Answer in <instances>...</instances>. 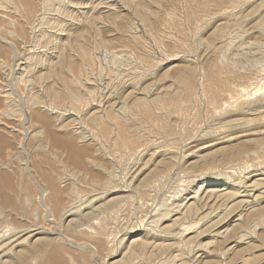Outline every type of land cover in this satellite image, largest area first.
Instances as JSON below:
<instances>
[{
  "label": "rangeland",
  "instance_id": "obj_1",
  "mask_svg": "<svg viewBox=\"0 0 264 264\" xmlns=\"http://www.w3.org/2000/svg\"><path fill=\"white\" fill-rule=\"evenodd\" d=\"M35 29L41 34H32ZM84 52L89 53L87 60ZM79 76L88 82L85 85L92 97L84 95V87L70 82ZM190 80L194 85L191 91L185 85ZM68 84L82 90L81 101L70 99ZM38 95L45 101L40 115L51 124L48 131L31 137L26 133L29 129L18 124L19 114ZM139 100L152 105L151 119L132 108ZM165 100L170 103L163 108L155 106ZM94 102L113 133L109 143L99 133L100 127L81 120ZM8 105L19 111H6ZM67 117L70 121L77 118L72 124L85 133V142L60 131L58 124ZM166 129L173 130L172 136ZM118 132L126 137L122 138L125 143L130 141V148L114 143ZM19 145H24V152L16 149ZM91 159L107 171L117 172L116 184L133 183L130 198L121 201L123 197L105 183L91 186ZM24 164L38 182L28 175ZM0 168L10 176L7 183L0 180V213H10L16 223L9 224V220L6 229L7 224L0 227V237L5 230L15 238L0 242V264H38L31 260L34 255L43 258L42 264H53L49 260L59 257L67 264H112L126 252L125 245L119 247V240L131 229L143 227L148 208L157 210L174 198L194 197L196 191L201 192L203 201L197 200L198 210L186 216L184 225L191 224L192 232L202 235L186 246H180L176 239L155 243L150 239L147 250L137 246L139 255L132 264H172L177 256L185 264H193L194 252L204 253L195 264H264V226L256 227L264 221V0H0ZM37 170L60 179L61 190L65 188V197L68 192L70 197L63 201L65 206L79 205L85 196L106 198L97 203L102 207L98 206L94 219L81 220L79 225L85 229L70 228L72 218L62 221L61 216H50L46 211H53L47 200V181ZM94 172L106 175L102 170ZM144 193L153 196L147 203ZM39 202H45L44 206ZM105 203L110 208H104ZM118 210L123 211L119 217ZM21 211L33 212L36 217L32 214L25 222ZM102 221L106 225L100 240L83 233ZM229 225L240 229L233 236L229 232L221 244L209 245L215 240L211 237ZM240 231L248 235L247 243L240 240ZM29 233L35 234L33 240L28 239ZM49 249L54 251L53 257ZM113 250L121 253L115 255Z\"/></svg>",
  "mask_w": 264,
  "mask_h": 264
},
{
  "label": "bare ground",
  "instance_id": "obj_2",
  "mask_svg": "<svg viewBox=\"0 0 264 264\" xmlns=\"http://www.w3.org/2000/svg\"><path fill=\"white\" fill-rule=\"evenodd\" d=\"M48 2V1H47ZM73 3V2H72ZM19 4V3H18ZM4 6H6V5H4ZM17 6H19V5H17ZM16 6V7H17ZM103 6V5H102ZM47 7V6H46ZM47 11V10H46ZM20 11H18V13H19ZM25 12V11H24ZM23 12V13H24ZM28 12V11H27ZM81 12V11H80ZM26 13V12H25ZM58 13V12H57ZM20 14H22V12L21 13H19V15ZM27 14V13H26ZM43 14V13H42ZM23 15V14H22ZM22 15L20 16V17H22ZM79 15V14H78ZM19 17V16H18ZM19 17V18H20ZM26 17V16H25ZM31 17V16H30ZM53 18V17H52ZM80 18V17H79ZM19 20V19H18ZM18 20H16L17 22H18ZM23 20V19H22ZM84 20V19H83ZM24 21V20H23ZM30 21V20H29ZM13 22H15V20H13ZM22 23V22H21ZM20 23V24H21ZM47 23V22H46ZM54 23V22H53ZM38 24V23H37ZM15 25H17V24H14V26ZM19 25V24H18ZM17 25V26H18ZM24 25V24H23ZM34 25V24H33ZM16 26V27H17ZM33 27H35L36 28V25L35 26H33ZM22 28V27H21ZM20 27H19V29H21ZM39 28V27H38ZM40 28H42L41 26H40ZM23 29V28H22ZM21 29V30H22ZM37 29V28H36ZM36 29H35V31H32V34H37V33H39V30H37L36 31ZM41 30V29H40ZM45 30V29H44ZM48 30V29H47ZM8 31V30H7ZM17 31V30H16ZM15 31V32H16ZM19 31V30H18ZM46 31V30H45ZM19 32H21V31H19ZM50 32V31H49ZM3 33V32H2ZM31 33V32H30ZM16 34V33H15ZM21 34V33H20ZM39 34H41V32L39 33ZM38 34V35H39ZM18 37V36H17ZM49 36H48V33L45 35V40L47 41V38H48ZM52 37V36H51ZM50 37V38H51ZM33 39V38H32ZM49 39V38H48ZM38 40V39H37ZM37 40H35L36 42H37ZM40 42H41V40H40ZM50 44V43H49ZM38 48H39V46H38ZM58 48V47H57ZM49 50V49H48ZM88 50V49H87ZM25 53V52H24ZM46 53V52H45ZM82 54H84V58H86L85 60H87L88 59V57H89V53L87 54V53H82ZM33 56V55H32ZM33 58L34 57H32V60H33ZM36 58V57H35ZM34 58V59H35ZM29 59V58H28ZM28 59H25V61L26 60H28ZM94 59V58H93ZM31 61V57H30V59H29V62ZM22 63V62H21ZM24 63V62H23ZM88 63H90V62H88ZM87 63V64H88ZM25 64V63H24ZM27 64H28V62H27ZM35 64V63H34ZM32 66H34V65H32ZM26 67H28V66H26ZM24 68V67H23ZM22 68V69H23ZM37 68V67H36ZM25 69L26 68H24L23 69V71H25ZM73 69V68H72ZM27 70V69H26ZM28 71V70H27ZM92 72V71H91ZM30 73V72H29ZM28 73V74H29ZM24 74V73H23ZM28 74H26V76L28 75ZM36 74V73H35ZM88 74V73H87ZM83 76V75H82ZM84 76H86V75H84ZM83 76V77H84ZM66 77V76H65ZM21 79V78H20ZM69 79H71V77L70 78H68L67 77V80L69 81ZM46 80V79H45ZM82 80H84L81 76H79V77H77V78H75V79H73L72 81L70 80V82H72V84L73 83H75V85L76 86H78V88L80 87V86H82V87H84L85 88V90L87 91V92H85L84 93V95L85 96H88L89 94H90V96H91V89L89 88V87H87L86 85H88V84H86V83H88L86 80V83H84ZM184 80V79H183ZM67 81V82H68ZM178 81H179V79H178ZM45 82V81H44ZM112 82V81H111ZM183 82V81H182ZM196 82V81H195ZM59 83V82H58ZM61 83V82H60ZM84 83V84H83ZM118 83V82H117ZM184 83V82H183ZM186 83V82H185ZM184 83V84H185ZM188 83V82H187ZM185 84V85H187V90H189V91H191V90H193V83H192V81L190 80L189 81V83L188 84ZM63 84H64V82H63ZM70 84V83H69ZM68 84V85H69ZM86 84V85H85ZM91 84V83H90ZM74 85V84H73ZM74 85V86H75ZM35 86V85H34ZM55 86V85H54ZM63 86H65V84L63 85ZM66 86H67V84H66ZM95 86V85H94ZM50 87H52V86H50ZM49 87V88H50ZM82 87H80V88H82ZM121 87V86H120ZM48 88V87H47ZM57 88V87H56ZM55 88V89H56ZM65 89H66V87H64ZM91 88H92V86H91ZM185 88V89H186ZM27 89H29V88H27ZM58 89H60L59 87H58ZM93 90H95L94 89V87L92 88ZM54 90V89H53ZM67 90H68V96L70 97V99H72V100H80L81 99V97L79 96V93L82 91L81 89H79L80 90V92H79V90L77 89V88H74V87H71L70 85L68 86V88H67ZM67 90H65V91H67ZM84 90V91H85ZM109 90V89H108ZM31 91V90H30ZM48 91V94L50 93V91L49 90H47ZM51 91H52V89H51ZM96 91H97V88H96ZM103 91V90H102ZM57 92H60V90L58 91L57 90ZM55 93V92H54ZM53 93V94H54ZM94 94H95V92H93ZM188 93V92H187ZM7 94V93H6ZM58 94H60V93H58ZM81 94V93H80ZM88 94V95H87ZM189 94H191V93H189ZM56 95V94H55ZM65 95V94H64ZM53 96V95H52ZM57 96V95H56ZM94 96V95H93ZM54 97V96H53ZM80 97V98H79ZM92 97V96H91ZM113 97V96H112ZM146 97V96H145ZM149 97V96H148ZM147 97V98H148ZM41 98H42V96L40 97L39 95L38 96H35L34 98H32L31 100H30V102H29V104H28V109L26 110H21L20 111V120L18 121V124H20L21 125V127L22 128H24L25 130L28 128L29 130L26 132L29 136H31V137H35V136H39V135H41L42 133H44L49 127H50V124H51V121L49 122V120H47L46 118H44V117H42V115H40V112H39V110L42 108V106H41V104L42 103H44L42 100H43V98H42V100H41ZM63 98V97H62ZM82 98L83 99H85V97L82 95ZM110 98V97H109ZM28 99V98H27ZM140 99V98H139ZM161 99H163V98H161ZM61 101H62V99H60ZM142 100H144V99H142ZM169 100V99H168ZM168 100H165V101H158V102H156L155 103V106H157V107H159V108H163L165 105H167L168 104ZM171 100H173V99H171ZM170 100V101H171ZM6 101V100H5ZM53 101H55V100H53ZM81 101V100H80ZM102 101V100H101ZM146 101V100H145ZM145 101H140L139 100V102H140V104L138 105V104H136L137 103V101L135 102V104H136V106L137 107H135L134 105L132 106V108L134 107V108H137L138 109V111H139V113L143 116V117H145V118H147V120L151 117V115L149 114V110L150 109H152L151 108V104H149L148 102H145ZM167 101V102H166ZM175 101V100H174ZM58 102V101H57ZM57 102H55V104H57ZM66 102V101H65ZM106 102V101H105ZM104 102V103H105ZM177 102V101H176ZM59 103V102H58ZM95 103V102H94ZM111 103V102H110ZM167 103V104H166ZM170 103V102H169ZM174 103V102H173ZM178 103V102H177ZM53 104V103H52ZM106 104V103H105ZM115 104V103H114ZM113 104V105H114ZM172 104V103H171ZM10 105V104H9ZM8 105V107L6 106V111H8V112H11V113H16L17 112V110H16V108H15V110L13 109V107H11V106H9ZM12 105V104H11ZM15 105V104H14ZM46 105V104H45ZM58 105V104H57ZM96 105V103L95 104H91L90 105V107L89 108H87L88 109V111L83 115V119L81 118V116H80V118H81V120H83V121H85L84 119H86V121L88 122V124L89 125H94V126H97V127H100V129L98 128V130H99V133H101V135L103 136V139H105V140H107L106 141V143L108 142L109 143V141L108 140H110V139H112L113 137H112V135H113V133H111V131H109L108 130V128L105 126V122H103V120H102V117H101V115L99 114V110H98V112H97V110H96V108H98L97 106H95ZM102 105V104H101ZM100 105V106H101ZM112 105V104H111ZM110 105V106H111ZM48 106V105H47ZM52 106V105H51ZM86 107L88 106L87 104L85 105ZM112 107H114V106H112ZM50 108V107H49ZM101 108H102V106H101ZM114 108H116V106L114 107ZM114 108H111L110 109V113L112 112L113 113V111H115L114 110ZM131 108V109H132ZM57 109V108H56ZM55 109V110H56ZM106 109V108H105ZM105 109H104V111H105ZM137 109H135V110H137ZM169 109V108H168ZM43 110V109H42ZM46 110V109H45ZM48 110V109H47ZM46 110V111H47ZM52 110V109H51ZM58 110V109H57ZM62 110V109H61ZM64 110V109H63ZM129 110V109H128ZM135 110H133L134 111V114L136 113V111ZM161 109H159V111H160ZM19 111V110H18ZM50 111V110H49ZM118 111V110H117ZM151 111H153V110H151ZM163 111V110H162ZM56 112V111H55ZM58 112H60V111H58ZM74 112V111H73ZM78 112V111H77ZM102 112V111H101ZM129 112V111H128ZM130 112H132V111H130ZM166 112V111H165ZM11 113H10V115H11ZM62 113V112H61ZM69 113V112H68ZM81 113V112H80ZM83 113V112H82ZM138 113V112H137ZM154 113V112H153ZM12 114V115H13ZM18 114V113H17ZM52 114V113H51ZM120 114V113H119ZM130 114V113H129ZM132 114V113H131ZM162 114V113H161ZM65 116H67V114H64ZM72 115V114H71ZM117 115H118V113H117ZM116 115V116H117ZM137 115V114H136ZM17 116V115H16ZM29 116V117H28ZM115 116V117H116ZM119 117H122V116H120V115H118ZM135 116V115H134ZM150 116V117H149ZM154 116V115H153ZM62 117V116H61ZM64 117V116H63ZM70 117V116H69ZM69 117H67V118H63V119H61V122L58 124V128L60 129V131H65L66 133H69V134H74V136H71V139H73V140H75V138L76 139H78L80 142L82 141V142H85L84 140H85V133L82 131V129L80 130V128L78 127H76L75 125L76 124H72L73 123V121L74 122H76L75 120L77 119H75V118H73V119H75V120H68L69 119ZM73 117V116H72ZM77 117V116H76ZM87 117V118H86ZM149 117V118H148ZM115 119V118H114ZM117 120L118 119H120V118H116ZM125 119V118H124ZM151 119V118H150ZM2 120V119H1ZM124 121V120H123ZM78 122V121H77ZM37 123H39V124H41V126L40 127H38L37 125ZM117 123H118V121H117ZM120 123V125H123V124H121V122H119ZM119 125V126H120ZM125 126V125H124ZM121 128V127H120ZM124 128V127H123ZM122 130V129H121ZM16 131V130H15ZM48 131V130H47ZM129 132V131H128ZM166 132L167 133H169L168 135L169 136H172L171 134H172V132H173V130L172 129H166ZM19 133V132H18ZM49 133V132H48ZM48 133H45V135L47 134L48 135ZM110 133L112 134V135H110ZM121 133H122V131H121ZM121 133L119 134V132L116 134V136H117V138L115 139L116 141H114V143L116 144V145H120L121 143H123L124 145H126V146H128V148H130V145H131V143H130V141H129V144H127V143H125L124 141H123V139H125L126 137H124L123 138V136L121 137L120 135H121ZM130 133V132H129ZM166 133V134H167ZM53 134V133H52ZM23 135V134H22ZM43 136V135H42ZM41 136V137H42ZM49 136V135H48ZM52 137H53V135H52ZM89 137V136H88ZM37 138V137H36ZM54 138H55V136H54ZM60 138H62V137H60ZM59 138V139H60ZM123 138V139H122ZM53 139V138H52ZM57 139H58V135H57ZM64 140H65V138H63ZM67 139V138H66ZM70 138L68 137V139L67 140H69ZM90 139H92V138H90ZM97 139V138H96ZM175 139V138H174ZM61 140V139H60ZM56 141V140H55ZM70 141V140H69ZM72 141V140H71ZM111 141V140H110ZM52 142V141H51ZM64 142V141H63ZM54 143V142H53ZM58 143H59V141H58ZM66 143V142H65ZM55 144H57V143H55ZM60 145V144H59ZM70 145V144H69ZM24 146V145H23ZM23 146H21V145H19L18 146V148H16V149H21V152H24L23 150H24V148H23ZM132 148V147H131ZM15 149V150H16ZM47 149V148H46ZM98 149V148H97ZM100 149V148H99ZM26 151V150H25ZM97 151V150H96ZM99 151V150H98ZM49 152H51V151H49ZM96 153H98V152H96ZM99 153H101V152H99ZM16 154V153H15ZM18 154V153H17ZM16 154V155H17ZM17 156H20V155H17ZM18 160H20L19 159V157L17 158ZM62 159V158H61ZM92 161V159L90 160V162ZM183 161V160H182ZM35 162V161H34ZM41 162V161H40ZM15 164V163H14ZM36 164V163H35ZM34 163H33V166L35 165ZM113 164V163H112ZM4 165V164H3ZM25 166L23 167V168H25L26 170H27V172L29 173L28 175H31L36 181H37V179L35 178V176H33L31 173H30V167L27 165V164H24ZM91 165H92V168H93V170H92V180L90 181V184H91V186H94V187H96V184H97V186H98V184L99 183H105L107 186H112L113 187V189H114V192L113 193H118L119 194V196H121V197H123V200H121V201H124L125 199L127 200L128 198H130V193H132L133 192V183H126V186H121V185H119V184H116L117 182H118V179H119V176L118 175H116L117 174V172H116V174H115V172H113L112 173V170L111 171H107V170H109V169H107V168H102V167H105V166H100V165H98V163H96V160H93L92 162H91ZM115 165V164H114ZM82 166V165H81ZM116 167V166H115ZM22 168V169H23ZM35 168V167H34ZM91 168V167H90ZM109 168V167H108ZM1 169V168H0ZM102 170V171H104V173L106 172V175H103L102 174V172L100 173V172H98V174L96 173V172H94L95 170ZM40 170V169H39ZM39 170H37L36 172H38ZM42 170V172H43V169H41ZM14 171V170H13ZM17 171V170H16ZM4 172V173H3ZM41 172V171H40ZM42 172H41V174L38 172V175H40L39 177H41V175H42V179H45L46 181H47V186H48V190L49 191H47L46 193V195L48 196V198H47V200H49V202H50V205L52 206V210L53 211H51V212H49V210L47 209L46 211L50 214V216L51 217H53L52 215H58V216H61L60 218H63V219H60V220H66V219H68V218H72L71 219V221L70 222H68V224H69V227L70 228H72V229H75L76 230V228H79L80 227V225H79V223L81 222V220H84V219H88V218H92V215L97 211V209H100L98 206H100V207H102L101 205H97V203L99 202H101L102 201V199H104V198H102L101 200H100V197L99 196H97V197H93V198H90V197H88L87 199H85L87 196H85V197H83L84 198V200H82L81 201V203L79 204V205H73L72 203H70V204H72L71 206H69V205H67V206H65L64 204H63V201H66L67 200V198H70V197H68V194H69V192H68V194H67V197H65L66 196V192H64L63 190H65V188L63 189V190H61V188H60V182H59V180L58 179H55V178H53L54 177V175H53V177L51 176V175H46L47 174V172H45L46 174H44V176H43V174H42ZM52 173V172H51ZM170 173V172H169ZM21 174V173H20ZM116 176H115V175ZM36 175V174H35ZM63 176V175H62ZM8 177H10L9 176V174H8V176L5 174V171H1L0 170V180H2L3 181V183H4V181H5V183H7V179H8ZM118 179H117V178ZM177 177V176H176ZM135 178V177H134ZM159 178H161V177H159ZM9 179H11V178H9ZM90 179V178H89ZM38 180H40V179H38ZM125 180V179H124ZM2 181H0V183H2ZM10 181V180H9ZM8 181V182H9ZM62 181V180H61ZM136 181V180H135ZM150 181V180H149ZM148 180H147V182H149ZM11 182V181H10ZM38 182V181H37ZM45 182V181H44ZM63 182V181H62ZM138 182V181H137ZM146 181H144V183H145ZM139 183H143L142 181L141 182H139ZM45 184H46V182H45ZM62 186V185H61ZM74 186V185H73ZM105 186V185H104ZM140 186V185H139ZM154 186V185H153ZM158 186V185H157ZM89 187V186H88ZM159 187H161V185L159 186ZM77 188V187H76ZM78 189V188H77ZM207 190V189H206ZM27 191V190H26ZM67 191V190H66ZM75 191V190H74ZM154 191V190H153ZM208 191V190H207ZM72 193V192H71ZM75 193V192H74ZM109 194H110V192H108ZM146 193V192H145ZM144 193V194H145ZM209 193V192H208ZM109 194H106V195H109ZM206 194V193H205ZM28 195V194H27ZM31 195V194H30ZM72 195L73 194H70V196L72 197ZM77 195V194H76ZM95 195H96V193H95ZM102 195V194H101ZM105 195V196H106ZM187 195V194H186ZM24 196V195H23ZM32 196V195H31ZM75 195H73V197H74ZM83 196V195H82ZM145 197L143 198L146 202L145 203H147V199H151V197H153V196H151V194H145L144 195ZM77 198H78V195L76 196ZM76 197H75V201H76ZM80 197V196H79ZM150 197V198H149ZM183 197V196H182ZM203 197H204V195H203ZM206 197V196H205ZM29 199H32L31 197H28ZM65 198H66V200H65ZM109 198V197H108ZM172 198H174V197H172ZM179 198V197H178ZM27 198L25 197V200H26ZM119 199V198H118ZM155 199V198H154ZM71 200V199H70ZM70 200H69V202H70ZM73 200V199H72ZM71 200V202H73ZM78 200V199H77ZM80 200V199H79ZM104 200H106V198L104 199ZM103 200V201H104ZM164 200H166V199H164ZM199 200H202L203 201V199H202V197H201V192H197L196 191V193H195V195H194V197L192 196L191 198H184V199H182V200H180V201H178V199L176 200V198H174L172 201L173 202H169L168 201V203H166V204H163V205H160V207L159 208H157V210H155V208H145V209H147V211H146V213H147V215L149 216L148 217V219L146 220V222L144 223V225H143V227H140V228H133V229H131L130 230V232H129V234L128 235H126L125 237H123V238H121L120 240H119V247H122L123 245H125L124 247L126 248V252L124 253V255L122 254V256H121V258L120 259H118L117 261H115V262H113L112 264H132V263H134V260H135V258L137 257V254L139 255V251L137 250L138 248H137V246H140V249H142L143 251H144V249H146V247H147V245L149 244V240L150 239H153L154 240V242L153 243H155V242H157V241H163V242H170V239H176L177 240V243H179L180 244V246H183V245H185L186 246V243L187 242H193V240L195 239V238H197V237H200L201 235H202V233H200V232H195V233H193L192 232V230H193V226L190 224V226H192V227H186L184 224H185V222H184V220H185V218H186V216H188L189 214H192V213H195L198 209H197V203H198V201ZM24 201V200H23ZM35 201V200H34ZM109 201H110V199H109ZM152 201V200H151ZM178 201V202H177ZM22 202V201H21ZM33 201H30L29 202V200L27 201V203H28V205H32L31 203H32ZM105 202V201H104ZM25 203V202H24ZM35 203V202H34ZM36 203H38V201L36 202ZM41 205H43V204H45V202H39ZM98 203V204H99ZM108 203H110V202H108ZM121 203V202H120ZM200 203V202H199ZM106 204V203H105ZM114 205L116 204V203H113ZM152 204V203H151ZM169 204V205H168ZM208 204V203H207ZM206 204V205H207ZM27 205V206H28ZM125 205V204H124ZM124 205H121V206H124ZM147 205V204H146ZM23 206H26V203H25V205L23 204ZM22 206V207H23ZM44 206V205H43ZM65 206V207H64ZM105 206V207H104ZM103 207L104 208H106V206H108L107 204L106 205H104ZM215 206V205H214ZM67 207V208H66ZM109 207V206H108ZM115 207V206H114ZM113 207V205H112V208H114ZM118 207V206H117ZM120 207V206H119ZM144 207H145V205H144ZM198 207H200V206H198ZM213 207V206H212ZM27 208V207H26ZM29 208V207H28ZM33 208V207H32ZM40 208V207H39ZM103 208V209H104ZM110 208V207H109ZM108 208V209H109ZM116 208V207H115ZM20 209H22V208H20ZM129 209V208H128ZM139 209V208H138ZM19 210V209H18ZM34 210L35 209H33V212H34ZM37 210V209H36ZM120 210V209H119ZM118 210V211H119ZM215 210V209H214ZM4 211V210H3ZM131 211V210H130ZM22 213H20L23 217H22V220L23 221H28V220H30L31 219V215L33 214V217L35 216V214L33 213V212H30V213H27L28 212V210H27V212L26 211H21ZM39 212V211H38ZM42 212V211H41ZM53 212H54V214H53ZM113 212V211H112ZM120 212H121V214H122V210L121 211H119V212H117V216L119 217L120 215ZM153 212H155V213H153ZM15 213V212H14ZM17 214H18V212H16ZM19 214V215H20ZM116 214V213H115ZM114 214V215H115ZM14 215H16V214H14ZM133 215V214H132ZM117 216H115V217H117ZM124 216H126V215H124ZM138 216V215H137ZM249 216V215H248ZM14 217V216H13ZM13 217L11 216V214L10 213H8V214H6V213H4V212H2V213H0V218H2V222L0 223V227H1V225H3L2 223H4V224H7L6 225V227H4L5 229L8 227V221L9 222H11V223H9V224H12L13 223V225H15L14 224V222L13 221H11V219H13ZM36 217V216H35ZM247 217V216H246ZM57 218H59V217H57ZM202 218V217H201ZM15 219V218H14ZM20 219V218H19ZM35 219V218H34ZM92 219H94V218H92ZM111 219V218H110ZM116 220H118V219H116ZM201 220V222H202V219H200ZM199 220V221H200ZM246 220V219H245ZM248 220V219H247ZM18 221H20V220H18ZM52 221V220H51ZM106 221V220H105ZM104 221V224H101V223H103V221L102 222H97V223H95L94 225H92V226H89V227H87V229L86 230H84L85 232H83V233H85V234H87L88 236H89V238H93V239H96V240H100V237L103 235V231H104V226L103 225H106V222ZM113 221H115V220H113ZM124 221V220H123ZM240 221V220H239ZM244 221V220H243ZM249 221V220H248ZM252 221V220H251ZM255 221V220H254ZM235 222V221H234ZM264 222V221H263ZM263 222H258L257 224H256V227L258 228V227H260V229H262L261 227L262 226H264V223ZM125 223V222H124ZM196 223H198V222H196ZM200 223V222H199ZM245 223V222H244ZM243 223V224H244ZM263 223V224H262ZM62 224V223H61ZM64 224V223H63ZM92 224V223H91ZM126 224V223H125ZM187 224V223H186ZM193 224V223H192ZM232 224V223H231ZM236 224V223H235ZM227 225V224H226ZM18 227H19V225H17ZM231 225H229V226H227V228L224 230V232H221V233H219V231H218V233L216 234V236H213V237H211V239H215L214 241H209V245H211V246H215V245H219V244H221V242L222 241H225V240H227V238H228V236H229V234L231 233L232 234V236L234 235V234H236L237 232V230L238 229H240V228H237V227H230ZM239 226V225H238ZM244 226V225H243ZM16 227V226H15ZM21 227H23V224L21 225ZM62 227H63V225H62ZM68 227V226H67ZM69 227H68V230H69ZM82 227V226H81ZM80 227V228H81ZM134 227V226H133ZM196 228H197V226H195ZM205 227V226H204ZM3 228V229H4ZM9 228H11L12 229V227H9ZM255 228V227H254ZM256 228V229H257ZM81 229H85V228H81ZM195 229V228H194ZM199 229V228H198ZM208 229V228H207ZM210 229H211V227H210ZM255 229V230H256ZM215 230V229H214ZM219 230V229H218ZM251 230V229H250ZM81 231V230H80ZM79 231V232H80ZM194 231V230H193ZM199 231V230H198ZM201 231V230H200ZM208 231H209V229H208ZM213 231V230H212ZM217 231V230H216ZM13 232V231H12ZM30 232V231H29ZM76 232V231H75ZM78 232V234H80ZM105 232V231H104ZM230 232V233H229ZM236 232V233H235ZM241 232V231H240ZM240 232H238V233H240ZM10 233V232H9ZM9 233H6L5 232V230H4V232L2 231V236L0 237V242H2L3 243V241H5V240H11L12 239V237L10 236V234ZM207 233V232H206ZM243 232H241V234H242ZM246 233V232H245ZM6 234H9V235H7L6 236ZM30 234V233H29ZM41 234V233H40ZM75 234V233H74ZM82 234V233H81ZM80 234V235H81ZM210 234V233H209ZM207 235V234H206ZM211 235V234H210ZM213 235V234H212ZM238 235V234H237ZM243 235V234H242ZM241 235V238H240V240L242 241V242H245V243H247V241L249 240V237H248V235H247V237L246 236H242ZM246 235V234H245ZM255 235H257L256 233H255ZM16 236V235H15ZM75 236V235H74ZM84 236V235H83ZM130 238H129V237ZM231 236V235H230ZM259 236V235H258ZM5 237H8V238H5ZM20 237V236H19ZM18 236H17V238H19ZM70 237V236H69ZM27 238V237H26ZM31 239V240H33L34 238H35V234H34V236H32V234H30V236L28 237V239ZM15 239V238H14ZM14 239H12V241L14 240ZM25 239V238H24ZM23 239V240H24ZM104 239V238H103ZM210 239V238H209ZM20 240V239H19ZM18 239L16 240L17 242L19 241ZM36 240V239H35ZM38 240H40L39 238L37 239V241ZM82 240V239H81ZM86 240H87V237H86ZM89 240V239H88ZM108 240V239H107ZM113 240V239H112ZM175 240V241H176ZM22 241V240H21ZM200 241V240H199ZM9 242V241H8ZM24 242V241H23ZM22 242V243H23ZM27 241H25V243H26ZM33 242V241H32ZM41 242V241H40ZM92 242H94V241H92ZM98 242V241H97ZM96 242V243H97ZM114 242V241H113ZM240 242V241H239ZM10 243H12L13 244V242H10ZM19 243V242H18ZM25 243H23V244H25ZM29 243V245H30V241L28 242ZM34 243H36V241L34 242ZM39 243V242H38ZM101 243V242H100ZM103 243V242H102ZM151 243V242H150ZM245 243H243V246H246V245H248V244H245ZM21 244V243H20ZM32 244V243H31ZM81 244V243H80ZM98 244V243H97ZM105 244V243H104ZM104 244H103V247H104ZM158 244V243H157ZM174 244V243H173ZM176 244V243H175ZM178 244V245H179ZM192 244V243H191ZM208 244V243H207ZM236 244V243H235ZM5 245V244H4ZM6 245H8V244H6ZM5 245V246H6ZM14 245V244H13ZM16 245V244H15ZM14 245V247H16ZM28 245V246H29ZM33 245V244H32ZM35 245V244H34ZM33 245V246H34ZM38 244L36 243V245L35 246H37ZM165 245V244H164ZM177 245V244H176ZM190 245V244H189ZM195 245H197V244H195ZM236 245H238V244H236ZM250 245V244H249ZM252 245H253V243H252ZM9 246V245H8ZM7 246V247H8ZM19 246V245H18ZM100 246V245H99ZM113 246V245H112ZM166 246H168V245H166ZM184 246V249H187L188 247H185ZM188 246V245H187ZM198 246V245H197ZM205 246V245H204ZM233 246V245H232ZM251 246V245H250ZM254 246V245H253ZM14 247H11V248H14ZM20 247V246H19ZM40 247V246H39ZM95 247V246H94ZM108 247H109V245H108ZM111 247V246H110ZM175 247H177V246H175ZM198 247H200V246H198ZM202 247V246H201ZM207 248H208V246H206ZM235 247V246H234ZM252 247V246H251ZM10 248V249H11ZM40 248H42V247H40ZM171 248V247H170ZM191 248V247H190ZM204 248V247H203ZM211 248V247H210ZM209 248V249H210ZM237 248V247H236ZM16 249V248H15ZM61 249V248H60ZM180 249H181V247H180ZM193 249V248H192ZM213 249V248H212ZM218 248L216 247V249H213V252H214V250H217ZM238 249V248H237ZM249 249V248H248ZM14 250V249H13ZM37 250H39V248H37ZM41 250V249H40ZM50 250V249H49ZM52 250V249H51ZM51 250H50V257H51V254H52V257L54 256L53 254V252L51 253ZM54 250V249H53ZM56 250H58V249H56ZM55 250V251H56ZM147 250V249H146ZM150 250V249H149ZM182 250V249H181ZM189 252H190V250L191 249H187ZM186 250V251H187ZM63 251V250H62ZM114 252L113 253H115V255H117V254H120L121 252H119V251H116V250H113ZM186 251H185V253H186ZM197 251V250H196ZM198 251H199V249H198ZM210 252H211V250H209ZM219 251V250H218ZM4 252V251H3ZM11 252V251H10ZM17 252V251H16ZM30 252V251H29ZM40 252H42V251H40ZM182 252H184V251H182ZM192 253H193V251H191ZM190 252V253H191ZM202 252V251H201ZM207 252V251H206ZM212 252V253H213ZM236 252V251H235ZM238 252V251H237ZM237 252H236V254H237ZM24 253V252H23ZM59 253V252H58ZM142 253H144V252H142ZM141 253V254H142ZM176 253V252H175ZM189 253V254H190ZM55 254H57V251L55 252ZM178 254V253H177ZM211 254V253H210ZM222 254H224V253H222ZM221 254V255H222ZM226 255H227V253H225ZM234 254V253H233ZM239 254V253H238ZM4 255V254H3ZM7 255V254H6ZM13 255V254H12ZM20 255V257H21V255L22 254H19ZM24 255V254H23ZM22 255V256H23ZM26 255V254H25ZM40 255V254H39ZM183 255H186V254H183ZM208 255V254H207ZM36 256H38V253H37V255ZM58 256V254L56 255V257ZM60 256V255H59ZM72 256V255H71ZM141 256V255H140ZM191 256V255H190ZM192 256H194V263L193 264H195V263H197V262H199L202 258H203V256H204V253H199V252H194L193 253V255ZM218 256V255H217ZM229 256H231V255H229ZM33 257V256H32ZM32 257H30V258H32ZM41 257H42V255H41ZM70 257V256H69ZM146 257V256H145ZM182 257V256H181ZM186 257V256H185ZM227 257V256H226ZM117 258V257H116ZM179 257L177 256V257H175V258H173L172 260V264H185V262L184 261H180V259H178ZM34 259V260H33ZM165 259V258H164ZM169 259V258H168ZM183 259L185 260L186 258H184L183 257ZM192 259V258H191ZM226 259V258H225ZM31 260H33V262L35 261L36 263H38V264H42L43 263V258H40V256L39 257H35V255H34V257L31 259ZM170 260V259H169ZM48 261V260H47ZM142 261V260H141ZM186 261V260H185ZM70 262V261H69ZM201 262V261H200ZM13 263V262H12ZM12 263H10V264H12ZM49 263H53V264H67L66 263V261H63L62 260V258L60 259V257L59 258H51L50 260H49ZM188 263V262H187ZM71 264V263H70ZM135 264H137V263H135ZM139 264V263H138ZM142 264V263H141ZM162 264V263H161ZM166 264V263H165ZM189 264V263H188Z\"/></svg>",
  "mask_w": 264,
  "mask_h": 264
}]
</instances>
